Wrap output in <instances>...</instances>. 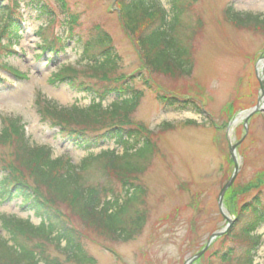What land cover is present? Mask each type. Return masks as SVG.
<instances>
[{
    "label": "rangeland",
    "instance_id": "1",
    "mask_svg": "<svg viewBox=\"0 0 264 264\" xmlns=\"http://www.w3.org/2000/svg\"><path fill=\"white\" fill-rule=\"evenodd\" d=\"M153 1L170 12V0ZM14 2L22 23L10 50L3 46L5 38L0 42V49H5L0 51V131L21 122L19 127H24L32 146L48 147L52 159L68 158L75 166L101 151L115 150L122 155L123 147L113 141L94 150L73 146L62 139L58 127L38 116L34 107L35 100L46 99L62 108L81 111L91 102H99L93 99V92L52 79L63 68L77 67L83 74L76 79L87 80L86 86L100 87L101 81L92 78L93 73L85 68L91 55L100 54L102 49L97 46L93 52L84 53V46L98 32L108 37L117 56L116 78L122 81L130 77L128 81L139 96L130 123L151 146L146 168L136 178L140 201L130 209L144 215L141 233L123 242L87 228L60 207L66 224L93 264H185L201 251L211 235L226 226L218 198L235 168L229 145H236L239 170L224 195L223 209L234 233L239 234L246 220L234 223L237 210L253 199L257 187L264 186V111L244 123L248 112L264 104L258 79L263 73L259 65L264 62V27L257 29L252 22L235 23L230 16L239 13L262 19L264 0H183L179 31L189 51L191 70L189 75L176 73L172 77L147 70L138 51L137 35L130 36L123 28L118 0H0V8L9 9ZM39 4L50 14H38ZM51 43L52 50L45 51ZM123 99V95L112 93L101 102L104 108ZM168 99L180 104H168ZM185 100L189 101L188 109L181 106ZM193 103L202 114L189 111ZM139 147L141 142L135 149ZM14 154L13 144L0 142L1 165L16 166ZM27 179L32 183L29 176ZM101 181L98 177L93 180ZM112 185L120 199H126L121 184L112 181ZM21 203L20 198L6 199L0 191V217L28 219L38 226L40 219ZM253 235L261 237L253 264H264V225ZM222 236L194 264H223L216 256L224 248L237 250V258L227 263L236 264L240 240L222 244ZM0 239L12 246L1 228ZM30 241L33 247L44 249L51 261L75 264L43 239L31 237Z\"/></svg>",
    "mask_w": 264,
    "mask_h": 264
},
{
    "label": "trees",
    "instance_id": "2",
    "mask_svg": "<svg viewBox=\"0 0 264 264\" xmlns=\"http://www.w3.org/2000/svg\"><path fill=\"white\" fill-rule=\"evenodd\" d=\"M182 2L170 0V12L166 13L153 0H118L123 28L130 36L137 35L138 51L147 70L153 73L170 77L176 73H190L189 51L184 44V35L179 31L183 15V9L179 6ZM15 3L10 10L7 7L0 8V42L5 38L3 46L7 50L11 49L13 40L18 38L17 31L22 23V15L14 10ZM37 8L41 11L38 14H50L42 4L37 5ZM235 16H230L235 23L252 22L251 25L257 26V29L264 27V18L252 15L239 18L237 16L240 15L236 13ZM97 46L102 51L91 55L85 70L93 73L92 78L101 81L98 89L93 85L86 86L87 80L76 79L79 74H83L77 71V67L68 66L58 71L52 76L53 82L77 85L81 91L93 92L98 97L115 93L126 99L109 109H103L95 103L81 111L66 109L46 99L35 100L34 107L38 116L58 127L62 139L74 146L89 150L113 141L120 144L124 151L122 155H118L115 150L91 154L75 166L68 158L52 159L48 147L32 146L26 138L24 127H19L21 122L5 126L0 131V142L14 145L16 166L0 164V191L9 200L20 198L22 206L40 219V224L35 226L29 220L0 217V228L12 243L8 247L7 242L0 239V264H57L47 257L46 251L39 245L33 247L31 237L43 239L48 245L61 250L72 263L93 264L74 230L66 224L60 212L62 206L87 228L102 231L123 242L140 234L143 229L145 219L142 212H130L140 201V187L136 178L144 172L151 153L149 141L142 140L141 131L132 128L130 123L139 96L128 81L130 77L122 81L116 78L119 68L117 56L105 34L98 32L89 39L84 46L85 55L93 52ZM50 48L47 47L48 50ZM5 49L1 48L0 51ZM118 82L121 83L116 85ZM167 103L180 104L176 99H168ZM183 103L185 106H181L188 109L186 106H189V101ZM193 104L189 111L202 114V109L196 103ZM140 142L141 147L135 149ZM27 176L34 184L28 181ZM96 177L102 181L93 182ZM112 181L125 189L126 199L121 200L120 195L114 192ZM256 190L253 199L237 210L234 223L246 220L240 233L235 234L231 227L221 237L222 244L229 240H240V257L236 264H253L261 243V237L253 234L264 225V186ZM235 251L224 248L216 257L223 264L231 263L237 258L235 255L238 253Z\"/></svg>",
    "mask_w": 264,
    "mask_h": 264
},
{
    "label": "water",
    "instance_id": "3",
    "mask_svg": "<svg viewBox=\"0 0 264 264\" xmlns=\"http://www.w3.org/2000/svg\"><path fill=\"white\" fill-rule=\"evenodd\" d=\"M262 76L259 77V84H260V91L261 94L264 97V63L262 64ZM259 111H264V104L261 105V103L256 106L255 108H253L250 112H248L245 117H244V123L245 125L248 122V119L250 118L251 115L259 112ZM235 149H236V145H229V151L232 157V160L234 162L235 168H234V172L233 175L231 177V179L226 183V185L223 187V189L220 191L219 194V198H218V208L222 214V216L225 218L226 221V226L224 227V229H222L221 231L215 232L214 234L211 235V237L209 238L207 244L205 245V247L199 251L197 254H195L194 256H192L191 258H189L185 264H194L197 260L200 259V257L205 253V251L208 249V247L211 245V243L217 239L218 237L222 236L223 234H225L231 227L232 225V221L225 215L224 213V209H223V199H224V195L227 192V190L230 188V186L232 185V182L238 172V166L236 165V156H235Z\"/></svg>",
    "mask_w": 264,
    "mask_h": 264
},
{
    "label": "bare ground",
    "instance_id": "4",
    "mask_svg": "<svg viewBox=\"0 0 264 264\" xmlns=\"http://www.w3.org/2000/svg\"><path fill=\"white\" fill-rule=\"evenodd\" d=\"M262 63H263V62H260V65H259V67H261ZM261 105H262V103H261ZM237 120H238V119H237ZM233 124H234V123H233Z\"/></svg>",
    "mask_w": 264,
    "mask_h": 264
}]
</instances>
